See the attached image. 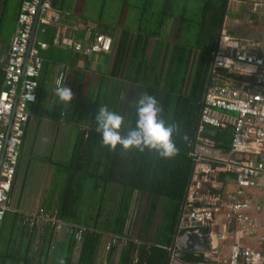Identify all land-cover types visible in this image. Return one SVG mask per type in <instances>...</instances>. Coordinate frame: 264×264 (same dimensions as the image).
Masks as SVG:
<instances>
[{
	"label": "trees",
	"instance_id": "trees-1",
	"mask_svg": "<svg viewBox=\"0 0 264 264\" xmlns=\"http://www.w3.org/2000/svg\"><path fill=\"white\" fill-rule=\"evenodd\" d=\"M98 1L100 9L94 18L109 21L120 35L110 34L113 47L118 40V48L111 73L104 77L96 110L101 105L117 112L123 83H137V95L144 91L154 96L163 109V118L177 127L174 139L178 151L171 158H163L155 151L111 150L103 145L96 131V111L92 127L79 132L70 160L59 164L56 209L42 212H53L69 229L59 264H97L103 243L107 264L117 253L118 264H169L177 220L194 176L193 147L200 134L204 96L211 76L212 82L220 76L231 77L225 66L215 64L230 0ZM59 3L60 0L53 2L57 11ZM113 8L126 16L125 25L120 27L114 15L105 19V12ZM99 27L108 28L102 23ZM53 29L47 26L44 34H53ZM97 32L93 29L94 35ZM133 115L131 127L135 111ZM212 128L216 129L213 139L229 151L232 128ZM135 192L148 205L142 232H150L161 211L162 225L153 243L127 237ZM20 224L29 227L21 219ZM77 230L83 231L81 241L76 239ZM183 260L204 262L190 253Z\"/></svg>",
	"mask_w": 264,
	"mask_h": 264
},
{
	"label": "crops",
	"instance_id": "crops-1",
	"mask_svg": "<svg viewBox=\"0 0 264 264\" xmlns=\"http://www.w3.org/2000/svg\"><path fill=\"white\" fill-rule=\"evenodd\" d=\"M22 1L0 0V93L4 89L6 60L13 34L17 30V18ZM256 1L230 0L229 2L222 34L228 33L238 41L237 47H225V53L232 57L238 52H247L264 58V3L257 6ZM87 2L88 0H60L61 6L60 10L58 9L60 19L48 25L54 28L53 34L45 35L37 28L32 40L35 44L39 41L45 42L47 47L41 49L44 64L37 100L29 107L31 119L26 128L13 185V206L2 224L0 264H59L61 251L68 239L67 229L56 231L50 227L51 225L46 224L23 227L16 215L38 214L44 210L56 209L61 179L59 164L70 160L79 132L92 127L99 95L104 86V77H108L111 73L118 40L110 53L90 55L75 51L68 43L70 40L80 41L88 46L94 38L93 29H96L97 33L110 35L114 32L118 37L120 35V30L116 32L109 21L96 20L95 14L100 8L96 11L94 7H87ZM93 2L95 4V1ZM107 13L110 16H117L120 27L122 24L125 25L124 14H117L114 8L113 11L107 10ZM100 23L108 28L99 27ZM153 48L152 43L150 49ZM226 68L231 77L220 76L213 82L244 84L253 82L259 73L254 67L240 63ZM61 71L66 73L65 86L71 88L74 94L73 100L67 106L60 105L61 102L55 95L56 79ZM212 80L211 76L210 83ZM138 88L137 83L129 81H125L122 85L117 113L124 118L123 133L131 127L134 98L137 96ZM224 128L231 130V127ZM215 131L212 126H205L194 144L193 155L196 162L194 176L187 202L183 204L177 220L169 264H201L215 257H226L233 242L258 246L256 239L241 235L232 236L224 242L220 241L218 232L222 230L224 221L223 212L220 211L217 212V224L212 229L209 226L199 227V233L192 237L190 249L184 251V256L187 253L194 254L202 257L204 262H186L183 260L184 256L176 258L175 251L172 250L177 234L181 231L179 225L182 216L186 213L188 203H200L201 198L209 194L226 198L228 193L236 189L235 172L226 161L229 151H224L220 148L221 143L213 139ZM27 154H31L32 157L24 171L23 181L20 182L22 164ZM247 155L264 158V151ZM198 178L204 179L201 180L200 189L195 187ZM107 189L110 191L111 186ZM247 196L261 202L264 199V188L250 190ZM147 206L146 199L135 192L131 201L126 233L127 237L132 236L137 240L153 243L157 237V229L162 225V214L161 211L157 213L148 234L142 232ZM252 214L264 223V212L257 213L253 210ZM106 254L103 243L97 264H107ZM75 258H78L77 251ZM118 262L119 253L109 264H118Z\"/></svg>",
	"mask_w": 264,
	"mask_h": 264
},
{
	"label": "built area",
	"instance_id": "built-area-1",
	"mask_svg": "<svg viewBox=\"0 0 264 264\" xmlns=\"http://www.w3.org/2000/svg\"><path fill=\"white\" fill-rule=\"evenodd\" d=\"M54 0H23L17 18V30L13 34L5 65L4 89L0 93V235L2 224L8 211L12 209V191L25 136V127L31 119L29 107L37 100L39 79L44 64L41 49L45 42L35 44L31 38L37 28L45 32L46 27L60 19V13L53 6ZM264 0H257L262 5ZM69 45L77 52L87 55L110 53L113 38L96 33L88 46L80 41L70 40ZM237 47L238 41L228 33H223L215 53V64L234 65L240 63L259 71L253 82L211 84L204 97V107L200 119V131L205 126L216 128L231 127L232 143L227 163L235 172L236 189L226 198L209 194L200 203H188L182 216L179 230L201 226L214 227L217 212H223L222 230L219 240L224 242L232 236L241 235L256 239L253 247L239 242L231 243L226 257H215L201 264H264V223L252 211L264 212V199L254 201L248 197L250 190L264 188V158L250 157L248 153L264 151V58L247 52H238L235 57L225 53V47ZM66 78L61 71L56 86H61ZM35 86V87H33ZM205 180H207L204 177ZM204 179L198 178L195 187L202 186ZM30 227L51 225L56 231L68 229L58 221L53 212L22 214L19 220ZM82 240L83 231L75 233ZM110 248V244L107 246Z\"/></svg>",
	"mask_w": 264,
	"mask_h": 264
},
{
	"label": "clouds",
	"instance_id": "clouds-1",
	"mask_svg": "<svg viewBox=\"0 0 264 264\" xmlns=\"http://www.w3.org/2000/svg\"><path fill=\"white\" fill-rule=\"evenodd\" d=\"M35 87V86H33ZM55 95L60 105H69L73 100V91L65 86L56 87ZM135 123L126 133L122 132L124 118L119 113L99 106L96 113V131L102 143L111 150L122 148L125 151H155L163 158L176 155L178 149L174 136L178 129L163 118V109L159 101L147 92L141 91L134 103Z\"/></svg>",
	"mask_w": 264,
	"mask_h": 264
},
{
	"label": "water",
	"instance_id": "water-1",
	"mask_svg": "<svg viewBox=\"0 0 264 264\" xmlns=\"http://www.w3.org/2000/svg\"><path fill=\"white\" fill-rule=\"evenodd\" d=\"M36 27H37V22H36V25H35V31L32 35V38H31V43H32V40H33V37H34V34L36 32ZM219 66H225V67H229L231 65H228V64H223V63H219ZM215 82H212L210 83L211 84H214ZM209 85V86H210ZM200 229L199 228H194V229H184L182 231H180L178 234H177V237H176V240H175V243H174V246L172 247V250L175 251V256L176 258H181L184 256V251L185 250H189L190 249V242L192 240V237L194 235H197V233H199ZM176 248V249H175ZM214 249L216 250V247H214Z\"/></svg>",
	"mask_w": 264,
	"mask_h": 264
},
{
	"label": "rangeland",
	"instance_id": "rangeland-1",
	"mask_svg": "<svg viewBox=\"0 0 264 264\" xmlns=\"http://www.w3.org/2000/svg\"><path fill=\"white\" fill-rule=\"evenodd\" d=\"M93 1H95V4H94V2ZM87 4V7H90V8H92V7H94V9L96 10V9H98L99 7H100V2L98 1V0H88V2L86 3ZM97 11V10H96ZM109 12V11H108ZM112 16V15H111ZM110 15H109V13H107V11L105 12V15H104V17H105V19L107 18V19H109L110 17H111ZM117 20H118V18H117ZM26 153H28V152H26ZM32 157V155L31 154H27L25 157H24V160H23V164H22V173H21V176H20V182H22L23 181V176H24V171H26V168H27V166H28V162H29V159ZM34 164V163H33ZM26 189H27V187H26Z\"/></svg>",
	"mask_w": 264,
	"mask_h": 264
}]
</instances>
